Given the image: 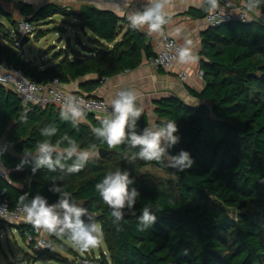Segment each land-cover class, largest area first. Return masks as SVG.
Segmentation results:
<instances>
[{
	"label": "trees",
	"instance_id": "16d2710c",
	"mask_svg": "<svg viewBox=\"0 0 264 264\" xmlns=\"http://www.w3.org/2000/svg\"><path fill=\"white\" fill-rule=\"evenodd\" d=\"M19 6L23 20L38 38L49 30L43 24L55 16L76 31L64 45H53L55 50L39 49L40 60L26 56L24 40L16 44L13 37L19 21L0 4V63L38 83L56 77L69 84L96 74L97 78L83 81L77 91L96 95L94 90L105 79L133 70L156 55L150 35L132 29L127 18L112 10L91 4L74 9L54 2L37 9L25 3ZM206 9L204 1L201 8H190L188 13L204 17ZM201 38L204 86L189 88V92L205 103H188L176 95L154 101L156 124L174 120L178 127V141L166 155L189 152L190 169L180 171L166 159L163 164L131 160L138 151L129 146L131 129L122 145L109 149L94 131L106 117L86 112L81 120L55 104L32 106L25 112L22 98L0 84V139L13 145V153L2 150L0 154L9 169L0 176V197L15 207L21 196L26 199L20 205L37 195L50 205L70 193V201L86 210L81 219L102 227L105 250L97 257L85 256L99 264H264V20L208 26ZM147 125L149 118L143 111L136 123L137 134ZM51 129L55 131L50 135L42 134ZM45 142L53 149L52 159L60 160L54 169L38 166L42 154L37 145ZM73 142L77 153L69 157L64 149ZM101 148L107 151L104 155L98 154ZM81 151H87L89 158L79 172H72L69 169ZM148 164L174 176L143 172ZM117 168L130 173L129 193L133 189L138 193L132 208L120 210V220L111 215L113 209L95 188ZM145 206L156 216L148 227L139 221ZM6 227L17 230L31 248L29 237L41 234L27 222L13 225L0 220V231ZM49 238L47 248L25 253V261L78 264L84 258L66 237Z\"/></svg>",
	"mask_w": 264,
	"mask_h": 264
},
{
	"label": "clouds",
	"instance_id": "9594fccd",
	"mask_svg": "<svg viewBox=\"0 0 264 264\" xmlns=\"http://www.w3.org/2000/svg\"><path fill=\"white\" fill-rule=\"evenodd\" d=\"M169 3L170 0H150L149 6L143 11L131 12L127 15L131 28L135 30L146 27L148 34L161 32L168 20L166 8ZM206 4V11L210 13H215L220 8V0H206ZM262 4H264V0H244L242 7L246 13L259 15ZM176 57L181 64L198 62L199 56L194 53L191 39L184 41V45L179 48ZM117 95L118 98L112 101V118L103 120V126L94 129L96 134L103 138V142L107 144L109 149L122 145L129 135L127 130L131 129L129 146L138 149V151L132 153L131 160L139 158L145 162L155 161L163 164L164 159H166L169 166L177 167L180 171L192 167L193 160L187 151L181 150L176 156L166 155V150L178 141V137L175 135L178 131L176 121L164 120L158 124L147 125L141 133L137 134L135 131L136 123L143 113V108L137 106L135 93L120 91ZM70 110L74 116L80 115L77 108L72 107ZM54 131V129L45 130L42 134L50 135ZM37 149L42 154L38 160V166L47 165L49 169H54L55 165L60 164L59 158L55 161L52 159L51 152L53 149L48 143L38 144ZM64 151H67L69 157L77 153L74 142ZM88 158L89 153L87 151L79 152L78 162L71 166L69 170L79 172ZM129 175L128 171L121 172L117 168L115 172H108L102 181L95 185L102 201L110 209H113L111 215L116 220L122 218L121 209L125 206L133 207L135 197L138 195L135 189L129 193L128 185L132 183ZM70 195V193H65L64 198L57 205H49L45 198L37 195L30 203L23 205L22 216L37 233L44 231L57 238L66 237L81 252H88L100 245L103 230L100 224L85 223L81 219L86 210L77 207L74 202L70 201ZM25 199L26 196L19 198L17 208ZM57 209L62 210L63 214L61 215ZM155 220L156 216L150 213L148 206H145L142 209V215L139 217L140 223L144 227H148Z\"/></svg>",
	"mask_w": 264,
	"mask_h": 264
},
{
	"label": "crops",
	"instance_id": "0c3cea01",
	"mask_svg": "<svg viewBox=\"0 0 264 264\" xmlns=\"http://www.w3.org/2000/svg\"><path fill=\"white\" fill-rule=\"evenodd\" d=\"M204 1L206 0H170L166 8L168 20L163 30L159 33L149 34L156 54L163 32L175 38L181 47L186 39H191L194 53L199 56L198 62L191 64L177 62L173 68L167 69L156 67L149 60H145L143 64L133 70H127L105 79L93 92L97 96L104 98L111 108V111L104 113L103 117L112 118V101L118 98L117 94L120 91L135 93L136 101L143 108V111L147 113L150 125L156 124V114L154 112V101L156 99L176 95L188 103H205V100H199L194 97L189 92V88L201 90L204 86L203 77L198 75V71L201 70L200 62L203 59L201 54V34L207 29L208 25L204 17H195L188 13L190 8H201ZM47 2H54L74 9L80 8L82 4H91L99 8L112 10L125 18L131 12L143 11L150 4V0H0V4L6 10L12 12L14 18L19 22L23 19L20 12V3L31 5L34 9H37ZM140 30L148 33L146 27L140 28ZM46 58L47 56L44 57L45 60ZM3 65L5 64L0 63V72L4 70ZM181 69L186 70L188 73L185 81L180 79ZM95 78H97L96 74H89L64 86L69 90L80 91L83 81ZM80 119L83 120V117H80ZM6 143L8 146L5 150L13 153V145L6 138H2L0 139V154L3 145ZM8 172L9 169L6 168V173L8 174Z\"/></svg>",
	"mask_w": 264,
	"mask_h": 264
},
{
	"label": "built area",
	"instance_id": "2783aa9c",
	"mask_svg": "<svg viewBox=\"0 0 264 264\" xmlns=\"http://www.w3.org/2000/svg\"><path fill=\"white\" fill-rule=\"evenodd\" d=\"M244 0H220V8L215 13L207 12L204 20L208 26H217L226 21L240 20L253 21L264 20V11L259 10V15L246 13L242 7ZM33 28L29 22L21 20L17 30H13V37L16 44H19L27 36H32ZM180 44L175 38L163 32L159 43L158 52L149 62L156 67L173 68L177 61L176 53ZM3 71L0 72V84L12 89L25 104V112L32 106L45 107L49 104H55L63 109L72 112L70 109L75 107L82 117L86 112L95 114L97 118L103 117V114L110 112L107 101L97 95H89L85 92H77L67 89L58 78H53L49 83H38L29 79L21 70L3 65ZM198 75L203 77V71L199 70ZM188 77L186 70H180V79L185 81ZM77 117V116H76ZM4 144L2 150L7 148ZM6 174V168L0 158V176ZM23 205L11 207L6 199L0 197V220L14 224L26 222L22 216ZM35 250H43L48 247L49 240L41 233L32 239L29 237ZM33 241V242H32ZM78 264H99L97 259L84 257Z\"/></svg>",
	"mask_w": 264,
	"mask_h": 264
},
{
	"label": "rangeland",
	"instance_id": "374dc122",
	"mask_svg": "<svg viewBox=\"0 0 264 264\" xmlns=\"http://www.w3.org/2000/svg\"><path fill=\"white\" fill-rule=\"evenodd\" d=\"M42 28L49 29L47 33L38 38L35 34L28 40H24L23 42V49L25 51L26 56L36 57L40 60L38 55L39 49H53L55 50L56 47L53 45L62 46L65 44V40L68 37L74 38L76 31L73 27L69 25V23H65L61 16H55V20L52 22H47L43 24ZM48 60V57L46 58ZM80 119V116H77ZM143 172L171 177L174 176L172 173L163 170L162 168L158 167L155 164H148L142 168ZM77 207H81L80 203H75ZM50 205H57V203L50 204ZM58 212L62 215V210L57 209ZM9 223V222H8ZM12 224V223H10ZM43 236L50 241L49 234L47 232L41 231ZM76 252L80 254L81 257H85L86 254L88 256H99L101 254V250H105V243L103 239L100 240V245L95 248L91 249L88 252H81L79 248L75 247ZM34 248H31L27 242H25L19 232L13 228L6 227L0 231V264H33L32 262L25 261L24 256L25 253L34 254ZM64 255H67L71 261H76V258L72 254H68L67 252L62 251ZM80 261H78L79 263ZM38 264H58L51 261H43L39 262Z\"/></svg>",
	"mask_w": 264,
	"mask_h": 264
},
{
	"label": "water",
	"instance_id": "95a60500",
	"mask_svg": "<svg viewBox=\"0 0 264 264\" xmlns=\"http://www.w3.org/2000/svg\"><path fill=\"white\" fill-rule=\"evenodd\" d=\"M29 38H30V37L27 36L24 40L26 41V40H28ZM261 78L264 80V74L261 75ZM106 152H107V151H106L105 149L101 148V149H99L98 154H99V155H104Z\"/></svg>",
	"mask_w": 264,
	"mask_h": 264
}]
</instances>
